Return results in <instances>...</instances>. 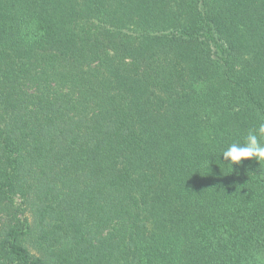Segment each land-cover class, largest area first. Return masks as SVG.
<instances>
[{
    "label": "trees",
    "instance_id": "obj_1",
    "mask_svg": "<svg viewBox=\"0 0 264 264\" xmlns=\"http://www.w3.org/2000/svg\"><path fill=\"white\" fill-rule=\"evenodd\" d=\"M261 123L264 0H0V264H264Z\"/></svg>",
    "mask_w": 264,
    "mask_h": 264
},
{
    "label": "clouds",
    "instance_id": "obj_2",
    "mask_svg": "<svg viewBox=\"0 0 264 264\" xmlns=\"http://www.w3.org/2000/svg\"><path fill=\"white\" fill-rule=\"evenodd\" d=\"M261 136H264V123L257 129L249 130L243 143L234 142L222 151L219 157L226 162L222 165L230 169L229 173L236 170L233 166H241L244 160L254 159L259 165L264 162V143H261ZM209 164L206 165L208 169Z\"/></svg>",
    "mask_w": 264,
    "mask_h": 264
}]
</instances>
